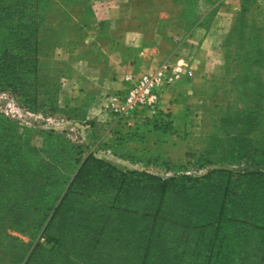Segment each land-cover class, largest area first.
Returning <instances> with one entry per match:
<instances>
[{
	"label": "rangeland",
	"instance_id": "374dc122",
	"mask_svg": "<svg viewBox=\"0 0 264 264\" xmlns=\"http://www.w3.org/2000/svg\"><path fill=\"white\" fill-rule=\"evenodd\" d=\"M212 2L0 0V264H40L67 205H73L69 219L91 222L94 215L85 217L73 199L80 167L89 164L80 174L92 178L96 161L116 177L134 173L128 177L164 180L160 203L174 197L180 178L194 184L200 198L213 194V205L194 201L198 216L214 208L207 225L218 231L194 235L210 248L242 238L243 220L229 217L236 223H224L221 209L247 214L259 209L263 215L246 223L264 251V53L258 58L250 45L258 39L259 25L264 27V0H255L243 23L220 9L197 31L215 32L226 56L223 75L213 77L215 68L207 61L199 69L187 63L193 75L172 86L178 90L171 106L132 118L119 119L113 111L112 97L119 94L124 75L157 66L122 72L107 65L113 51L111 21L123 28L136 12L147 32H157L152 26L160 32H194V15ZM111 71L122 84L108 93L104 84ZM195 71L200 72L197 83L187 85ZM242 181L247 182L244 192ZM254 193L261 197L257 202L237 197ZM143 203L128 208L131 215L120 217L119 226L144 220L154 231L155 223L137 217L145 211ZM196 223L211 230L200 221L189 227Z\"/></svg>",
	"mask_w": 264,
	"mask_h": 264
},
{
	"label": "trees",
	"instance_id": "16d2710c",
	"mask_svg": "<svg viewBox=\"0 0 264 264\" xmlns=\"http://www.w3.org/2000/svg\"><path fill=\"white\" fill-rule=\"evenodd\" d=\"M254 2L255 0H250L248 5L251 6ZM239 18L243 23L245 15ZM257 30L258 39L250 45L255 50V56L262 59L264 49L260 48L264 45V36L261 32L264 29L258 27ZM88 166L89 164L85 162L76 175L77 185L74 189L73 202L78 205V211L84 213L85 217L87 212H91L94 215L93 219L88 225H85L87 220L74 222L73 217L69 219L67 216L73 205H67L62 213L63 224L56 228L53 238L48 240L50 248L40 264H149L151 257L156 258L152 264H264V251L252 238L246 223L252 219L255 221L256 217L263 215L259 209L254 210L255 214L253 212L247 214L245 211L233 213L229 208L221 209L224 223L235 224V220L230 218L243 220L240 232L242 238L236 242L237 245L218 243L216 248H210L211 245L203 241L198 243L194 235H214L213 233L218 231V228L207 225L210 217L214 215V208L209 207L206 214L198 216L194 201L200 199L207 206L213 205V194L200 198L195 191V185L180 183L183 180L180 178L176 180L175 191L172 192L174 197L163 199L160 203V197L166 190L164 180L147 176L128 177L137 176L134 173L116 177L112 175L113 171L105 168L100 161H96L92 167L94 177L88 178L87 174H80ZM239 186L244 192L247 182L242 181ZM114 192L116 194H113ZM241 194L237 196L240 200L257 202L261 199L258 193L247 197ZM114 198L117 201L112 204ZM238 198L234 197L235 200ZM228 201H232V198L229 197ZM103 202H107L109 208H106ZM141 203L144 204L142 207L145 211L137 217L151 220L155 223V230L151 231V226L143 224L144 220L136 223L134 227H130L131 221L120 227L118 223L120 217L130 216L127 209L134 204L141 206ZM107 219L108 224L104 225ZM184 219L186 221H181ZM175 221L184 223L180 226L175 224ZM195 221H200V224L210 227L211 230L199 228L197 223L195 228H190Z\"/></svg>",
	"mask_w": 264,
	"mask_h": 264
},
{
	"label": "crops",
	"instance_id": "0c3cea01",
	"mask_svg": "<svg viewBox=\"0 0 264 264\" xmlns=\"http://www.w3.org/2000/svg\"><path fill=\"white\" fill-rule=\"evenodd\" d=\"M248 4H250V0H215L212 2L213 6L210 4L208 10L194 15L198 26L194 32H160L155 26H152V29L157 32H147L145 24L140 26L141 16L136 12H132L126 18L123 28H117L116 23L111 21L113 51L107 55L110 59L107 61V65H112L113 69H118V71H125V69L133 71L136 68L158 67L161 63L178 59L181 63H190L193 68L199 69L205 66L207 61L208 65L215 68L213 77L218 78L224 74V70L227 68L224 50L221 52L218 48L215 32L197 31L210 18L211 14L217 13L220 9H224V13L230 18L246 16L250 10ZM256 5L258 6V2ZM262 19H264V15ZM259 26L264 29L261 25ZM244 31L246 32V30ZM189 50L192 51V56L186 54ZM218 56L220 57L219 61L212 62ZM199 75L200 72L195 71L192 82L188 81L186 84L194 86ZM115 77L117 75L113 71L108 73L104 84L105 92L109 93L112 88L119 89L121 87V80L115 79ZM172 86L164 91L160 104L164 108L171 106V99L175 97L178 90V86Z\"/></svg>",
	"mask_w": 264,
	"mask_h": 264
},
{
	"label": "built area",
	"instance_id": "2783aa9c",
	"mask_svg": "<svg viewBox=\"0 0 264 264\" xmlns=\"http://www.w3.org/2000/svg\"><path fill=\"white\" fill-rule=\"evenodd\" d=\"M192 75L189 65L180 61L168 62L145 72H128L119 94L112 97L113 111L119 118L156 114L166 88Z\"/></svg>",
	"mask_w": 264,
	"mask_h": 264
}]
</instances>
